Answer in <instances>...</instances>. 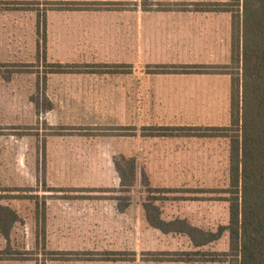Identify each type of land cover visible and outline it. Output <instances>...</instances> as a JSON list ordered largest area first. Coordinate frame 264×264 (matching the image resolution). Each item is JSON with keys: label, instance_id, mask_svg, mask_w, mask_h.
Masks as SVG:
<instances>
[{"label": "rangeland", "instance_id": "obj_1", "mask_svg": "<svg viewBox=\"0 0 264 264\" xmlns=\"http://www.w3.org/2000/svg\"><path fill=\"white\" fill-rule=\"evenodd\" d=\"M230 1L0 0V206L18 217L9 240L0 233V264H228L202 262L200 255L189 263L168 261L183 253L228 252L229 234L196 248L186 234L152 227L144 206L153 202L164 220H185L203 231L228 225L229 194L222 191L230 186L231 141L204 135L206 128L231 124V75L183 74V64L168 65L162 70L168 74L137 67L130 41L160 36L167 53L172 44L185 47V62L200 41L231 45V14L208 11ZM156 19L165 22L160 32ZM135 71L138 81L210 89L202 100L172 107L183 120L161 123L164 135L185 137L166 149L168 162L150 163L168 168L139 169L136 184L122 188L116 163L132 152L146 165L153 149L133 136L142 133L141 124L155 123L131 122L129 106L50 101H66L54 97L57 86L129 82ZM144 173L163 191L148 192ZM1 213L11 223V215Z\"/></svg>", "mask_w": 264, "mask_h": 264}, {"label": "trees", "instance_id": "obj_2", "mask_svg": "<svg viewBox=\"0 0 264 264\" xmlns=\"http://www.w3.org/2000/svg\"><path fill=\"white\" fill-rule=\"evenodd\" d=\"M212 5L219 6L208 11L227 12L232 16L231 64L185 65L182 69L183 74H225L232 78L231 124L226 128H206L208 135H204L228 137L231 141L230 186L222 191L229 194L224 199L229 202V223L212 232L203 231L185 220L166 221L160 209L150 201L144 206L146 219L163 233L188 235L196 248L217 242L225 233L229 234L228 252L183 253V257L168 261L189 263L197 261L193 257L200 255L202 262L264 264V0H231ZM156 68L160 70L159 74H168L162 71L168 66ZM121 164H129V167ZM138 170L135 158L121 157L116 163V171L122 188H131L136 184ZM143 181L148 192L163 191L152 188L145 173ZM165 192L174 190L165 189ZM128 207V204L119 205V210L125 212ZM0 210V233L9 240L18 217L10 206L1 205ZM1 212L11 215V223H4Z\"/></svg>", "mask_w": 264, "mask_h": 264}, {"label": "crops", "instance_id": "obj_3", "mask_svg": "<svg viewBox=\"0 0 264 264\" xmlns=\"http://www.w3.org/2000/svg\"><path fill=\"white\" fill-rule=\"evenodd\" d=\"M206 15H208L207 12L199 14V16H202L200 18L203 19L206 18L204 17ZM164 24L165 22L162 19H156L154 29H158L160 32L161 30L159 28ZM159 34L161 33L156 35ZM172 46V48L169 47L172 51L167 53V50L169 49H167L162 38L160 39V36L158 39L151 40L149 35L145 34L139 43L137 35L135 38L133 35V38L131 36L130 41L131 64H134L137 67L140 64L148 65V67L177 64H183V66H216L218 64H220V66H227L231 61V45L228 43L222 45L220 43H211L209 40L200 41L199 44L196 43L192 48V50L195 49L196 52H193L191 56L189 55L191 60L189 59L186 62L182 60V58L185 57V55L182 54L185 47H180L177 44H172ZM218 57H220V59H218ZM222 57L224 58L221 59ZM134 74L136 75V71L131 73V80L129 82L102 80L71 82L57 86V93L54 97L66 101H50V103L52 105L129 106L131 122H135L136 124L155 123L154 126H151L150 124H141L140 126L143 128L142 133L139 134L137 131L135 133L136 135L133 136V139L137 144H142V146L148 150L150 148L153 149L152 156L146 159V165L139 166L138 161L140 160V157L138 154H133L131 152L129 157L137 160L138 169L168 168V166L165 165L152 164H163L168 162L169 158L166 156V149L170 145L177 146L179 143L178 140H180L179 138L185 137L179 135H170L172 137H168L169 135H164L158 131L163 128L161 123L171 121L178 122L183 120V118L180 117V109L172 107L186 105L187 99L202 100L208 95L207 90L210 89L208 88L209 85L175 81H138ZM198 104H201V102ZM157 123L158 125H156ZM151 128H157L159 133H151Z\"/></svg>", "mask_w": 264, "mask_h": 264}]
</instances>
